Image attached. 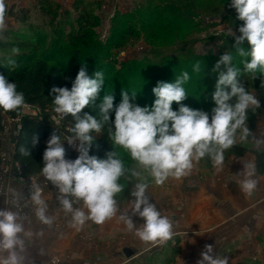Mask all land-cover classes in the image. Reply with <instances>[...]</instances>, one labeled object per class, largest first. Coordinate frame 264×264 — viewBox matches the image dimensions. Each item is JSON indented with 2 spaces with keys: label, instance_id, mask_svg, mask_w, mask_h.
<instances>
[{
  "label": "clouds",
  "instance_id": "9594fccd",
  "mask_svg": "<svg viewBox=\"0 0 264 264\" xmlns=\"http://www.w3.org/2000/svg\"><path fill=\"white\" fill-rule=\"evenodd\" d=\"M229 7L235 9L236 18L242 22L236 31L227 28L226 34L234 37L233 48L242 58L243 69L234 64L232 53L225 52L219 57L211 69L216 80L211 96L214 107L210 112L183 103L189 97L185 85L191 76L187 70L172 82H157L152 89L155 100L151 106L135 103L138 93L135 90L122 89L118 104L114 103L112 94L101 99L105 72L96 69L90 76L84 64L71 88L53 86L50 94L54 114L50 119L57 127L46 141L40 176L57 190L58 208L70 227L82 228L89 221L103 225L117 218L140 241L152 246L164 245L173 238L174 223L152 202L148 194L150 185L146 180L139 181L138 168L144 169L155 185H163L169 177L179 180L188 176L194 162L205 158L221 170L225 151L237 143L238 131L241 140L252 137L258 149L264 145V137H256L247 124L248 110L260 108L261 102L241 79L243 74L259 76L264 87V0H231ZM7 12L6 0H0V35L8 27ZM19 53L20 49L14 47L6 57L10 70L17 66L13 56ZM201 70L200 62L196 61L192 71L199 74ZM27 108L29 105L17 84L0 74V112H13L19 117ZM86 108L95 111V115L84 111ZM69 117L71 123L61 133V122ZM105 130L112 150L105 153V158L90 155L96 137ZM38 142V136H33L32 146ZM65 142L78 152L74 160L66 158ZM116 146L125 150L137 167L127 166L121 154L114 150ZM18 150L24 157L31 156L27 145H20ZM254 175V165L247 162L236 174V183L246 196H252L257 187ZM122 177L131 184L127 209H122L117 199L125 190V185L120 183ZM133 180L137 182L132 183ZM0 195H5L6 205L9 200L11 203V207L0 208V264H25L27 241L42 236L43 229L33 232L26 227L31 220L23 207L30 205L36 220L49 229L55 218L49 214L43 188L35 180L29 186L27 198L12 188L6 192L0 190ZM134 217L141 218L143 223L137 226ZM200 256L197 264H229L227 256L214 254L211 244L204 246Z\"/></svg>",
  "mask_w": 264,
  "mask_h": 264
},
{
  "label": "rangeland",
  "instance_id": "374dc122",
  "mask_svg": "<svg viewBox=\"0 0 264 264\" xmlns=\"http://www.w3.org/2000/svg\"><path fill=\"white\" fill-rule=\"evenodd\" d=\"M58 3L61 7L59 11L60 17L57 21H61L59 29L63 32H68L70 25L74 21L75 11L72 4L75 0H52ZM168 0H84V3L92 2V12L98 19V24L95 28L96 36L95 41L100 46L108 47L110 43H114L113 35L116 32L115 23L117 18L122 17V21H131L135 24L137 21L135 35H126L123 42H118L120 48L111 49L110 60L115 63L114 67L107 68L105 72V84L101 92L103 96L105 94H112L115 97L114 102L121 101L122 89H126L132 84L133 80L142 81L146 84L145 78L152 75L148 69H161L163 65H167L171 61L180 63V59H184L185 55L192 52L191 56L196 57H213L210 60V66H214L221 56L225 52L232 53L235 49L233 46H226L225 40H232L235 42L234 37H229L226 34L227 26L226 21H222V18L226 15H232L236 13L235 9L229 7L231 2L221 0H185V4L182 3V9L186 13L191 15V24H186L184 29L179 30H167L158 29L154 31L139 30L142 28V23L153 22L155 17H164L160 15L159 11L154 12L156 5H166ZM8 8L14 7V12L23 8H29V19L20 22L15 21L13 18L7 16L8 27L7 30L0 35L1 42H9L13 40H27L29 42L37 41L38 37L45 36L44 47L54 38L52 28L47 26V20L44 19L39 13L36 0H6ZM151 7V8H150ZM221 9L220 11H218ZM224 9V10H223ZM63 10L67 11V15L63 16ZM228 12V13H227ZM174 25H180L183 20L178 19L174 22ZM197 24V27L195 25ZM238 28H233L236 31ZM119 30V29H117ZM237 35H239L237 31ZM9 51V50H8ZM8 51L0 52V57L6 56ZM11 53V52H10ZM11 55V54H10ZM175 58V59H174ZM105 63V61H104ZM121 64L130 65L132 67L143 66L145 70L137 71L134 75L125 79H116L113 81L114 73L119 72ZM113 69V70H112ZM178 69L184 70L185 67H179ZM181 72L177 73L179 75ZM125 71L120 72L119 75H124ZM166 80V79H164ZM130 87L129 89L137 91V96L142 95L143 87ZM150 85V83H149ZM116 89V93L110 92L108 88L113 87ZM152 89L155 86H152ZM256 96L255 91H251ZM131 95V93L129 94ZM145 96V95H143ZM153 96L151 91L150 95L145 99V104H139L140 106H148L151 103L150 100ZM175 105V104H174ZM54 113L52 110L43 114L36 108L29 107L23 111L20 116H28L31 118H37L41 121L42 118H46L48 123L54 127H57L54 122L51 121V116ZM256 125H264V111L255 112ZM4 130L0 133V184L13 182L15 186H26L20 188L22 195L27 198L29 186L33 180L39 183L43 188V197L48 202V196H56L57 190L48 182L44 181V178L39 175L23 180L17 177L16 166L12 159L13 144L16 138L17 131L19 129L18 119H11L9 116L4 117ZM63 126V121L59 128ZM253 132V131H252ZM237 141L247 144L250 148L256 149L255 142L252 141V137H248L245 140H241L237 137ZM65 147L74 149L65 142ZM115 148L120 151L126 152L122 148L116 146ZM260 148H264L261 146ZM127 155H129L126 152ZM247 156V155H246ZM245 157V156H244ZM233 158H240L230 156L224 160V166L229 163ZM243 158V157H241ZM129 167H137L136 162L131 160L129 156ZM216 168L212 165L211 168L203 167L201 161L194 162L191 173L182 177L179 180L169 177V179L163 185H155L152 178L148 176L147 172L138 168L140 172L139 181L145 180L149 183L148 194L152 198V202L157 203V207L162 214L167 215L174 223V235L164 245L152 246L150 244L140 241L134 233L128 232L126 226L120 222L117 218L106 221L103 225H96L91 221L87 222L91 225L93 233H84L81 229L73 230L69 235L74 238L77 243L87 244L92 247L93 261L90 264H185V228L187 229L190 215L192 217L198 215L197 209L192 208L193 200H187L186 197L191 198L197 189V181L204 182L206 178L211 179L216 172ZM137 182L133 180L132 183ZM17 183V184H16ZM47 185V186H46ZM204 185V184H203ZM131 184L128 183V191ZM22 189L23 192H22ZM48 190V191H47ZM197 191V190H196ZM186 199V200H185ZM130 197L123 199L120 202L122 209L130 208ZM23 201V204H22ZM25 204V200H21V205ZM185 204L189 205L185 208ZM30 207V205L28 206ZM60 217H64L63 212L59 213ZM67 219V218H66ZM134 221L138 224L143 223V220L139 217H134ZM55 225V221H54ZM53 225V229H54ZM187 231V230H186ZM124 249H128L131 253L128 257L124 254ZM58 255L51 258L50 264H71L64 261L72 262L73 257L70 258L66 253V250L60 251ZM66 257V258H65ZM65 258V260H63Z\"/></svg>",
  "mask_w": 264,
  "mask_h": 264
},
{
  "label": "trees",
  "instance_id": "16d2710c",
  "mask_svg": "<svg viewBox=\"0 0 264 264\" xmlns=\"http://www.w3.org/2000/svg\"><path fill=\"white\" fill-rule=\"evenodd\" d=\"M161 1V0H160ZM165 1V0H162ZM228 2L230 0H221ZM166 5H156L153 8L160 15L164 17H151L153 22L149 23L146 20L142 23V28L139 30L144 31H156L158 29L167 30H179L184 29L186 24H191V15L186 13L182 9V3L185 4V0H168ZM39 13L44 19L47 20V26L52 28L54 33V38L44 47L45 36L38 37L37 41L29 42L27 40H13L9 42L0 43V52L9 50L6 56L0 57V74L8 77L10 82H15L18 86V91L24 93L26 102L29 107L36 108L40 111L43 116L47 111L52 110V99L53 95L50 94L53 86L57 87H68L71 88V83L75 79L79 69L82 64L87 66V72L91 76L96 69L106 71L107 68L115 66L113 60H110V50L120 48L118 42H123L126 35H135V29L137 21L135 24L133 20L122 21L121 18H117L116 32L113 35L114 43H110L108 47L100 46L99 43L95 41V28L98 24V19L92 12V5L95 3L87 2L84 0H75L72 7L75 11L74 21L69 23L70 28L68 32H63L59 29L61 21H57L60 17L59 11L61 7L58 3L52 0H36ZM152 3V0H149ZM151 8V7H150ZM14 7L8 8L7 16L13 18L15 21L24 22L29 19L30 9L23 8L17 11H13ZM219 9L218 11H220ZM224 10V9H223ZM228 13V12H227ZM63 16L67 15V11L63 10ZM222 21H226L228 27L238 28L242 23L236 17V13L232 15H226L224 13ZM174 22L178 19L183 20V22L176 26ZM196 27L197 24L195 23ZM119 29V30H117ZM235 42L232 40H225L226 46H233ZM245 46L247 44L245 43ZM19 48V55L13 56L17 62V66L14 69H9L6 57H8L13 48ZM234 56V64L243 69V65L240 63L241 59L235 52H232ZM191 53L185 55L184 59H180V63L171 61L167 65H163L161 69H148L152 75L145 78L146 84L139 80H133L132 84L126 87L125 90H131L130 87L137 86L140 88L143 85L142 95L136 97L135 103L145 104L146 98L150 95L152 91V86H156L157 82L165 81L172 82L177 73L187 70L190 73L191 80L185 85L189 97L183 101L186 105L193 109H202L205 111L211 110L214 107V102L212 101V93L214 92V85L216 77L211 72L213 66H210V60L213 58L208 57H196L191 56ZM220 57V56H218ZM175 59V58H174ZM105 61V63H104ZM199 61L201 64V72L199 74L192 71V65ZM215 64V62H214ZM185 67L184 70L178 69L179 67ZM142 66L132 67L130 65L121 64L119 72L116 71L114 74L113 81L116 79H125L129 76L134 75L137 71L145 70ZM113 70V69H112ZM125 71L124 75H119ZM259 75V74H257ZM166 79V80H164ZM241 79L245 83V86L249 92L255 91L256 97L261 102V107L248 110V127L253 131L256 126V115L255 112L264 111V87L261 86V77L254 78L251 74H243ZM150 83V85H149ZM110 92L116 93V89L113 87L108 88ZM130 94V93H129ZM145 95V96H143ZM155 98L154 94L151 99ZM100 98H103V92L100 93ZM154 100H150L151 103L147 104L151 106ZM100 101H97V104ZM118 104L119 102H114ZM175 104V103H174ZM173 104V108L176 109L178 106ZM84 111H89L90 114L95 115V111L90 109H85ZM9 116L12 120L18 119L19 129L16 134V138L13 144L12 159L13 162L18 167L17 177L23 180L33 178L40 174V169L43 167L42 155L46 147V141L50 137L54 126L50 125L46 118H42L41 121L37 118H31L28 116H17L16 113L10 112L4 114L0 112V133L4 130V117ZM114 119V114L113 117ZM71 118L63 121V126L59 128L61 133L65 132V128L71 123ZM96 136V134H93ZM33 136H38L39 142L36 146H32L31 140ZM240 136L238 131L237 137ZM27 145L31 150V156L24 157L19 153L20 145ZM112 143L108 139L107 131L105 130L100 135L96 137L95 143L93 144L90 155H96L99 158H105V153L112 150ZM67 150L66 158L74 160L78 156V152L75 149ZM118 151L129 166V155L126 152ZM247 154H251L254 157V167L258 175L264 174V148L252 149L247 144L238 142L229 150L225 151V159L230 156L244 157ZM1 162V161H0ZM203 167L211 168L212 163L207 158L201 160ZM120 183L125 185L124 192L118 194L117 199L119 201L128 198V181L126 178L122 177Z\"/></svg>",
  "mask_w": 264,
  "mask_h": 264
},
{
  "label": "crops",
  "instance_id": "0c3cea01",
  "mask_svg": "<svg viewBox=\"0 0 264 264\" xmlns=\"http://www.w3.org/2000/svg\"><path fill=\"white\" fill-rule=\"evenodd\" d=\"M253 133L256 137H264V125H256ZM245 162L254 165L253 155L231 159L221 170H216L212 181L210 177L204 182L197 181L198 187L192 197H186L187 200L194 199L192 208L197 209L198 215H190L186 223L185 264H197L206 244L214 246V254L227 256L229 264H264V174L258 175L255 171L253 178L258 181L257 187L252 196H246L236 183V174L243 170ZM21 187L13 182L0 184V190L5 192L12 188L21 193ZM48 198L49 214L55 218L54 229L41 225L31 206L23 207V212L31 220L26 227L33 232L43 229L42 236L27 241L25 264H50L51 258L64 249L69 259H74L65 263L90 264L93 261L92 247L75 242L69 235L73 229L68 226L67 219L59 216L61 211L56 196L49 195ZM6 206L11 207L10 200L6 205L5 195H0V208ZM188 206L185 204V208ZM76 229L86 235L93 233L88 223Z\"/></svg>",
  "mask_w": 264,
  "mask_h": 264
},
{
  "label": "water",
  "instance_id": "95a60500",
  "mask_svg": "<svg viewBox=\"0 0 264 264\" xmlns=\"http://www.w3.org/2000/svg\"><path fill=\"white\" fill-rule=\"evenodd\" d=\"M123 252L126 255V257H128L130 255V253H131L128 249H124Z\"/></svg>",
  "mask_w": 264,
  "mask_h": 264
},
{
  "label": "built area",
  "instance_id": "2783aa9c",
  "mask_svg": "<svg viewBox=\"0 0 264 264\" xmlns=\"http://www.w3.org/2000/svg\"><path fill=\"white\" fill-rule=\"evenodd\" d=\"M14 165L16 166V171L18 172V167H17V165L14 163Z\"/></svg>",
  "mask_w": 264,
  "mask_h": 264
}]
</instances>
